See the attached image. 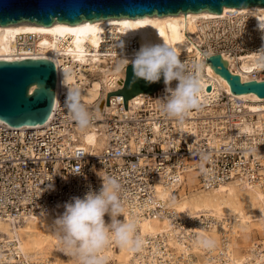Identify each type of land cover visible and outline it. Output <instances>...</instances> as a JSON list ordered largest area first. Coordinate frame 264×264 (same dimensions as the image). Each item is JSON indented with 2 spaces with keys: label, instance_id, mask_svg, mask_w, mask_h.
Returning <instances> with one entry per match:
<instances>
[{
  "label": "built area",
  "instance_id": "obj_1",
  "mask_svg": "<svg viewBox=\"0 0 264 264\" xmlns=\"http://www.w3.org/2000/svg\"><path fill=\"white\" fill-rule=\"evenodd\" d=\"M227 15L230 17L201 22L203 28L193 34L199 40L200 52L187 58L190 70L199 64L200 71L205 72L206 57L216 52L238 56L257 48L264 56V40L252 19L248 15ZM102 35L100 50H121L130 56L138 50L135 38L125 39L119 32L111 31ZM37 42L34 33L18 34L14 55L36 57ZM250 75L264 78V64L253 68ZM164 87L162 82L156 91L144 93L132 105L129 98L127 106L122 95H109L108 104L115 112L100 119L93 113V122L104 121L107 135L99 151L79 144L75 122L65 107L64 92L57 94L43 123L13 126L0 119V218L16 221L25 215L64 206L73 197L82 198L89 190L98 191L101 178L111 176L121 184V202L130 219L137 222L145 216H166L169 221L167 230L141 234L137 229L143 245L135 251L136 264H199L211 257L210 247L201 253L190 249L177 252L171 245V229L175 238L188 243L196 225L208 226L213 221L210 215L196 217L178 211L173 200L179 196V187L191 166L204 188L232 178L248 183L262 180L264 115L258 119L256 110L246 108L243 99L225 89L211 93L212 84L206 82L199 108L182 121L169 118L159 99L164 96ZM244 122L250 124L249 129H242ZM157 181L170 188L169 196L157 193ZM252 247L254 254L264 258L261 242ZM214 250L219 256L216 262L224 264L222 252L226 246L221 243ZM0 264L47 262L31 259L14 235L0 237Z\"/></svg>",
  "mask_w": 264,
  "mask_h": 264
},
{
  "label": "bare ground",
  "instance_id": "obj_2",
  "mask_svg": "<svg viewBox=\"0 0 264 264\" xmlns=\"http://www.w3.org/2000/svg\"><path fill=\"white\" fill-rule=\"evenodd\" d=\"M232 13L240 18L248 15L264 40V32L258 27L259 21L264 22V5H224L220 12L187 10L73 23L55 21L44 25L19 20L0 24V58H20L21 56L14 55L17 35L34 33L38 38L37 56H47L56 63L55 99L59 92L66 95L70 88H78L84 104L100 119L115 112L113 106L103 102V97L120 84L125 73V57L129 60L133 57L121 50H100L103 32H119L125 39L135 38L138 49L146 40L167 43L177 50L180 59L188 66L191 63L187 58L200 52L199 40L193 34L203 28L201 22L218 16L230 17L227 14ZM222 54L228 60L232 72L239 73L242 79L252 78L250 71L264 64L259 61L263 53L257 48L238 56ZM199 74L202 84H212L211 93L218 94L221 89L231 92L226 79L216 73L209 63L206 62L205 72L200 71ZM231 93L243 99L246 108L256 110L258 119L264 115V97L253 92ZM143 94L144 92H140L133 95L129 104H134ZM203 97L202 94L201 99ZM75 127L79 144L92 151H99L107 141L103 120L92 122L85 130L79 129L76 124ZM249 128L250 124L244 122L242 129ZM196 173L194 166L188 168L185 180L179 187V196L173 200L174 206L178 211L196 217L210 215L213 221L208 226L196 225L194 233L187 238L188 243L175 238L174 230L171 229V245L177 252L190 249L201 253L203 249L210 247L211 257L201 260L199 264H219L216 262L219 256L214 249L221 243L226 246V250L222 252L226 259L224 264H264L263 255L258 257L252 247L256 242H261L264 246V238H256L248 244L251 233L264 234V174L262 180L251 183L232 178L218 186L204 188L198 183ZM156 187L160 196L170 195V188L162 186L160 182H156ZM122 207L123 214L119 218L129 220L124 203ZM63 212L64 206H60L33 216L25 215L16 221L0 218V237L11 238L16 235L22 250L31 259L43 260L47 264H79L75 257H66L61 232L55 224L56 217ZM137 225L141 234L169 229L166 216H145L137 220ZM223 235L226 237L222 239ZM102 255L107 258L106 264H136L138 261L135 252L121 248L114 242L104 249Z\"/></svg>",
  "mask_w": 264,
  "mask_h": 264
},
{
  "label": "water",
  "instance_id": "obj_3",
  "mask_svg": "<svg viewBox=\"0 0 264 264\" xmlns=\"http://www.w3.org/2000/svg\"><path fill=\"white\" fill-rule=\"evenodd\" d=\"M264 0H0V24L25 20L39 24L55 21L78 22L102 18L165 14L178 11L208 10L220 12L224 5L247 6ZM224 77L231 92H253L264 97V78L242 79L232 72L221 53L210 54L205 60ZM56 63L47 56L0 58V119L10 125H35L49 117L55 101ZM133 83L131 64L125 68L120 86L107 92L120 94L124 105L133 95L153 93L162 84ZM210 88V85L207 86Z\"/></svg>",
  "mask_w": 264,
  "mask_h": 264
},
{
  "label": "clouds",
  "instance_id": "obj_4",
  "mask_svg": "<svg viewBox=\"0 0 264 264\" xmlns=\"http://www.w3.org/2000/svg\"><path fill=\"white\" fill-rule=\"evenodd\" d=\"M258 27L264 32V22L259 21ZM259 61L264 62V56ZM129 64L133 83L143 80L150 85L163 78L164 96L159 99L163 112L169 118L182 121L202 105L201 66L195 64L190 70L169 44L146 40L130 60L125 57L124 67ZM65 107L79 129L91 126L93 113L84 104L78 88L67 91ZM101 180L98 191L89 190L82 198L73 197L64 205V212L55 219L65 251L79 264H106L107 258L102 253L113 242L131 252L140 250L143 245L137 222L119 218L123 214L119 180L111 176Z\"/></svg>",
  "mask_w": 264,
  "mask_h": 264
},
{
  "label": "rangeland",
  "instance_id": "obj_5",
  "mask_svg": "<svg viewBox=\"0 0 264 264\" xmlns=\"http://www.w3.org/2000/svg\"><path fill=\"white\" fill-rule=\"evenodd\" d=\"M85 74H86V73H85ZM105 219H108V217L106 216ZM256 238H259V239L264 238V234H262V235H258V234H256V233H251V235H250V239H248V244H249V243L251 244L252 240H254V239H256ZM69 256H70V255L67 253V256H66V257H69ZM200 259H201V258H200ZM42 261H43V260H42ZM108 264H115V263L111 262V263H108Z\"/></svg>",
  "mask_w": 264,
  "mask_h": 264
},
{
  "label": "snow or ice",
  "instance_id": "obj_6",
  "mask_svg": "<svg viewBox=\"0 0 264 264\" xmlns=\"http://www.w3.org/2000/svg\"><path fill=\"white\" fill-rule=\"evenodd\" d=\"M127 26V25H126Z\"/></svg>",
  "mask_w": 264,
  "mask_h": 264
}]
</instances>
